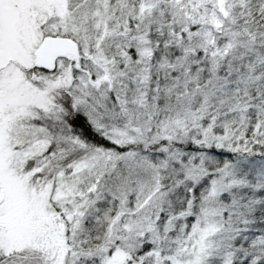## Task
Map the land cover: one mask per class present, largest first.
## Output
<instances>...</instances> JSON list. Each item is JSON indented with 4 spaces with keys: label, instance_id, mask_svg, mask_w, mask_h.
<instances>
[{
    "label": "snow or ice",
    "instance_id": "1",
    "mask_svg": "<svg viewBox=\"0 0 264 264\" xmlns=\"http://www.w3.org/2000/svg\"><path fill=\"white\" fill-rule=\"evenodd\" d=\"M0 264H264V0H0Z\"/></svg>",
    "mask_w": 264,
    "mask_h": 264
}]
</instances>
